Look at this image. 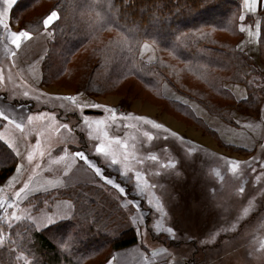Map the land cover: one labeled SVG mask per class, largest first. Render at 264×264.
Segmentation results:
<instances>
[{"label": "rangeland", "instance_id": "1", "mask_svg": "<svg viewBox=\"0 0 264 264\" xmlns=\"http://www.w3.org/2000/svg\"><path fill=\"white\" fill-rule=\"evenodd\" d=\"M49 8L51 4L46 3L34 9L16 11L17 21L10 19L9 22L5 18L8 27L0 26V109L5 110L9 117L25 122L27 113L20 107L24 100L26 103L23 107L29 105L27 108L33 112L67 113L76 107L77 101L79 104L98 103L115 108V119L105 109H81L80 113L86 109L101 111L88 115L91 128L80 124L78 118L64 125L71 130L70 124H77L81 138L72 147L81 146L89 159L104 170L105 175L125 189L121 192L115 184H107L97 174V181L92 186L106 191L109 200H116L119 209L124 210L122 225L131 224V216L137 215L144 222L139 230L143 244L146 247L155 243L163 246L169 244L176 257L173 264L185 261L189 264H264V228L261 224L264 215V143L248 152L221 144L215 137L216 131L211 127L205 131L204 121H199L200 118L188 105L182 106L176 101L168 104L132 80L122 82L104 94L94 95L81 91L82 88L76 89L73 83L70 82L72 86L64 80L46 86L43 83V89L29 85L20 69L21 65L16 64L15 51L5 44L4 35L10 29L19 32L42 27L33 35L39 34L40 46L43 42L48 45L52 38V24L59 18L50 25L43 23L35 27L21 24L19 18L22 16L23 20L25 14L28 15L25 16L26 22L32 17L41 19L46 11L48 13L43 21L52 11H56L59 17L58 8ZM146 43L151 46L157 59V50L150 41L139 42L137 58L147 63L154 62L156 59L150 61L144 58L149 51L143 47ZM82 57L78 56V61H82ZM73 81L77 87V82ZM72 92L75 95L71 96L78 97L79 94L82 99L77 98L75 102L57 99L70 96L64 93ZM150 101L153 105L148 103ZM179 111L187 114H179ZM260 115L264 120V109ZM46 122L57 133L55 137L50 138L48 134L43 138L44 148L56 144L61 145L62 149L69 140L76 139L74 135L69 137L66 134L68 131L56 126L52 120ZM37 132L46 131L37 128ZM101 144L109 155L97 152ZM114 159L120 163L113 164ZM189 193L187 199L190 200L184 205V197ZM24 205L31 209L29 203ZM199 213L203 217L202 222L205 216L208 217L207 224L203 222V225H198ZM26 214V209L0 213V226L4 224L10 227L21 219H30ZM5 236L0 233V246H3ZM186 242H189V247ZM193 246L197 247V253ZM19 261L22 262L21 259ZM26 263L29 264L27 258Z\"/></svg>", "mask_w": 264, "mask_h": 264}, {"label": "trees", "instance_id": "2", "mask_svg": "<svg viewBox=\"0 0 264 264\" xmlns=\"http://www.w3.org/2000/svg\"><path fill=\"white\" fill-rule=\"evenodd\" d=\"M21 1L12 7L13 22L17 19L16 11L46 3L51 4L50 10L58 8L60 12L59 19L52 24V38L41 62L44 84L64 80L94 95L132 80L170 104L174 101L161 92L167 82L178 93L230 124H234L231 116L234 109L260 116L264 104V7L259 37L261 68L256 60L237 49L242 37L239 29L242 0ZM25 16L23 20L22 16L19 18L21 24L34 27L43 24V17H32L26 22L28 15ZM41 28L26 30L35 34ZM148 41L157 50V59L149 63L136 54L139 42ZM77 52H81L82 61H78ZM228 80L244 85L247 98L237 101L224 87ZM207 127L205 123L203 129L209 130ZM215 137L220 141L217 134ZM17 160L0 141V183L13 172ZM93 185L83 183L31 196L26 203L33 212L39 211L52 194H61L72 200L73 213L41 229L27 218L10 227L2 224L0 233L6 236L0 246V264H27L26 258L29 264H102L116 250L137 243L136 228L132 224L122 225L124 210L119 209L116 200H109L106 191ZM187 196L190 193L184 197V205L190 200ZM197 217L199 226L207 224V216L203 222L200 213ZM193 247L197 253V247Z\"/></svg>", "mask_w": 264, "mask_h": 264}, {"label": "crops", "instance_id": "3", "mask_svg": "<svg viewBox=\"0 0 264 264\" xmlns=\"http://www.w3.org/2000/svg\"><path fill=\"white\" fill-rule=\"evenodd\" d=\"M4 7H6V5L3 4V0H0V9H3ZM12 7L9 9V14L5 17L9 22L11 19ZM263 7L264 2L258 0L256 11L249 12L244 4V0H242L239 29H241V25H243L247 30L241 32L242 37L237 42V49L247 53L250 57L256 60L261 68H263V64L261 62L259 37L261 34V13ZM241 16H243L244 19H241ZM10 31L12 32L13 29H10L8 33L5 32L4 42L12 51H15V54L18 56L15 57L17 60L16 64L21 65L20 69L24 74L25 79H28L29 85L43 89L41 85L43 84L41 62L48 49V45H45L43 42L40 46L39 34H31L30 38L23 39L20 47H17L11 41L12 36ZM145 45H147L146 49L149 51L145 54L144 58L154 61L156 59L155 52L148 43ZM145 45H143V47H145ZM14 56L13 53L12 59H14ZM31 80L35 81L37 85H33ZM224 87L232 93L237 101L247 98V90L245 86L240 83L228 80L224 82ZM162 90L164 96L168 100L188 105L197 117L202 119L209 127L216 131L215 133L224 144L239 146L251 151L253 149H258L260 145L264 143V120L261 115L256 117L250 113H244L234 109L231 112L234 124H230L219 116L211 114L197 101L178 93L167 82L163 84ZM64 94L71 96L75 95V92ZM77 98L78 100L82 99L79 94ZM59 100L63 102L61 99ZM25 103L24 100L20 107L25 113H27V117L31 116L33 118L32 120L27 119V121L23 122L19 119L15 120L9 117L10 120H15L17 124H22L23 128L18 129L14 125L1 120L0 134L7 137L8 141L15 146V151L21 153V157H17L18 160L13 172L2 183H0V213L4 214L7 210L16 211L17 209H26V216L35 223L37 228L41 229L52 224H47V222L48 218L53 216V214L63 216L64 218L62 219L71 216L69 213L70 211L73 213V202L66 196H52V198L49 197L45 201L44 206H42L39 211L33 212L32 209H28L24 205L31 196L45 193L47 191H57V189L76 186L78 184L95 183L97 181V175L94 169L91 168L87 162L75 158L73 155L76 151H83L81 146L72 147L76 146L74 143H77L81 138L80 133H78V130L76 129L77 124H70L71 130L67 127H62L64 123H70L73 118H78V121L82 124L84 122L81 117L92 115L93 113H85V110L83 112L84 114L80 113L81 109H78L77 107L67 113L64 111L52 113L50 111L39 110L33 112L27 108L29 105L25 108L23 107ZM76 103L79 104L78 101ZM76 103L73 104L75 105ZM263 109L264 105L261 111ZM96 112L101 113V111H95L94 113ZM47 120H52L56 126L63 130L66 129L68 131L66 134H68L69 137L74 135L76 139L71 142L69 140V143L62 149L61 145L56 144L44 148L42 143L43 138L48 134H50V138L55 137L57 133L56 130H52L48 126L46 122ZM24 124L26 126H24ZM37 128L46 132H37ZM29 152H32L33 154L32 161L28 160ZM37 165L40 167H37ZM17 168H20L19 172L16 171ZM13 176L17 177V179L12 180ZM25 184L28 185V188L21 191ZM17 193H20V195L17 196ZM68 202L72 205L71 209L68 207ZM138 222L142 224L140 227ZM143 223L144 222H142L137 215L131 216V224L138 232V242L116 250L113 256L103 264H173L176 257L173 249L169 248V244L168 246L166 244L163 246L162 244L155 243L153 245H148V247L143 244L140 235L141 232L139 231L143 226ZM261 224L264 228V215ZM137 226L139 228H137ZM187 246L189 247L188 244ZM181 264H189V262L185 261Z\"/></svg>", "mask_w": 264, "mask_h": 264}, {"label": "snow or ice", "instance_id": "4", "mask_svg": "<svg viewBox=\"0 0 264 264\" xmlns=\"http://www.w3.org/2000/svg\"><path fill=\"white\" fill-rule=\"evenodd\" d=\"M17 0H3V4L6 5V7H4L3 9H0V26H3V27H8V25L5 23V17L9 14V9L14 6L16 4ZM261 2H264V0H261ZM258 3V0H244V4L246 5L247 7V10L249 12H254L256 11V5ZM58 18V13L56 11H52L50 13V15H48L46 17V19L43 21V23L45 25H50L52 24V22L54 20H56ZM241 19H244L243 16H241ZM241 32H244L246 31L247 29L241 25ZM11 36H12V43L14 45H16L17 47H20L21 45V41L25 38H30L31 37V33L28 32V31H19V32H16V31H13L11 33ZM145 47H147V45H145ZM25 96H27L28 94L27 93H24ZM57 99H62V100H69V101H73L75 102L77 97L75 96H64V97H57ZM76 107L78 109H85V108H100V109H105L107 110L108 112L112 113V118L115 119V113H116V109L115 108H108L106 105H102V104H98V103H82V104H77ZM122 115H124L122 113ZM130 115V113L128 114ZM29 120H32L33 118L31 116L28 117ZM81 119L83 120L84 124L88 127V128H91V125L89 124V117L88 116H82ZM139 119H144L143 117H139ZM0 120H3V121H6L8 123H10L11 125H14L16 128H23V125L22 124H17L15 120H10L9 118V115H6L5 113V110L3 109H0ZM98 123L102 122V121H97ZM62 127H67V125H62ZM156 127H161L160 125H156ZM89 135H91V133L89 132ZM0 141H3L4 145L9 149L11 150V152L13 153L14 156L16 157H21V153L19 151H15V146L8 141L7 137H5L3 134H0ZM126 147V145H125ZM97 152L99 154H105V155H109V153H106L105 151V147L101 144L100 146L97 147ZM43 155V154H42ZM74 157L75 158H79L85 162H87V164L94 169L95 173L98 175V176H101L103 178V180L109 184V185H113L115 184V187L118 188L121 192L125 191V189L123 187H121V184L120 183H116L115 181L112 180V178L108 175H105L104 174V170L98 166L93 160L89 159L88 155L83 152V151H76L74 154ZM62 159V157H61ZM153 159H155V157H153ZM28 160L29 161H32L33 160V154L32 152H29L28 154ZM113 164H119L120 161L118 160H113L112 161ZM37 167H40L39 165H37ZM17 172L20 171V168H17L16 169ZM17 179V177L13 176L12 177V180H15ZM28 188V185L25 184L24 188L21 189V191H24L25 189ZM20 193H17V196H19ZM68 207L69 209L72 208V205L70 202H68ZM72 212L70 211L69 215H71ZM64 218L63 216H58L57 214H53V216L49 217L48 218V222L47 224H50V223H53L55 222L56 220L58 219H62ZM46 224V225H47ZM107 227V225H106ZM116 229L113 228L111 229L110 231H114ZM212 239H215V237H213Z\"/></svg>", "mask_w": 264, "mask_h": 264}, {"label": "water", "instance_id": "5", "mask_svg": "<svg viewBox=\"0 0 264 264\" xmlns=\"http://www.w3.org/2000/svg\"><path fill=\"white\" fill-rule=\"evenodd\" d=\"M95 111L94 110H91V109H87L85 110V113H94Z\"/></svg>", "mask_w": 264, "mask_h": 264}, {"label": "bare ground", "instance_id": "6", "mask_svg": "<svg viewBox=\"0 0 264 264\" xmlns=\"http://www.w3.org/2000/svg\"><path fill=\"white\" fill-rule=\"evenodd\" d=\"M149 104L153 105L152 101L148 102Z\"/></svg>", "mask_w": 264, "mask_h": 264}]
</instances>
